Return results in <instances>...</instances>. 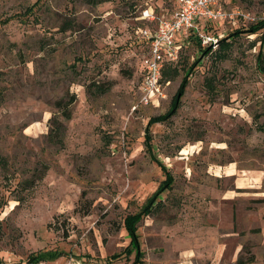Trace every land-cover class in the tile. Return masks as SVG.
Masks as SVG:
<instances>
[{"label":"rangeland","instance_id":"rangeland-1","mask_svg":"<svg viewBox=\"0 0 264 264\" xmlns=\"http://www.w3.org/2000/svg\"><path fill=\"white\" fill-rule=\"evenodd\" d=\"M220 3L204 32H241L227 57L192 37L133 112L141 17L177 0H0V264H134L124 221L166 179L152 153L174 183L138 224L143 264H264V0Z\"/></svg>","mask_w":264,"mask_h":264},{"label":"built area","instance_id":"built-area-1","mask_svg":"<svg viewBox=\"0 0 264 264\" xmlns=\"http://www.w3.org/2000/svg\"><path fill=\"white\" fill-rule=\"evenodd\" d=\"M221 1L226 0H177L178 8L169 17H158L149 10L141 19L148 26L141 30L148 44V53L141 67V83L138 88V106H158L165 99L163 89L166 65L178 62L182 51L192 37L198 38L204 48L219 46L220 38L204 32L209 23L227 19Z\"/></svg>","mask_w":264,"mask_h":264},{"label":"trees","instance_id":"trees-1","mask_svg":"<svg viewBox=\"0 0 264 264\" xmlns=\"http://www.w3.org/2000/svg\"><path fill=\"white\" fill-rule=\"evenodd\" d=\"M264 31V20L259 21L255 24H253L252 26H250V30H248V32L250 33V35H254V34H258L259 32ZM240 31L235 32L234 34H232L229 38H225L220 40L219 43V47L220 50H223L222 58H226V50H229L232 47V44L230 43L232 38H237L240 36ZM213 51L212 47H206L201 49V52L205 55H209L211 52ZM258 65L260 67V69L262 70V72L264 73V49L260 51L259 55H258ZM167 72H165L164 70V76L166 75ZM191 73V72H190ZM190 76L187 75L184 80L182 81L180 88H179V98L177 100V103L175 104V108H177L181 97H183L186 93V89L188 87V84L190 82ZM209 85V84H208ZM210 86V85H209ZM75 96L72 97V99H74ZM74 103L73 100H71L69 103H66L65 106L62 108V116L69 120L71 118V112H70V106ZM174 113V112H173ZM167 120L163 119L162 121L160 119H154L151 118L149 123H148V129H150V126H152L153 124H156L158 122H165ZM60 124V123H59ZM60 126V125H59ZM263 127H264V123H263ZM264 130V129H263ZM149 133V130H148ZM149 137V134L146 135V138ZM147 140H149L147 138ZM151 157L153 160H155L159 166L162 168V170L165 172L166 175V179L165 181L162 183V186L160 187V189H158V191L152 196V198H150L147 202V204L142 208V210L139 213L136 214H132V215H128L124 221V225H125V230L127 231V234L130 238V243L129 246L126 248L125 252H128L130 254H132V252L136 251V261L134 262V264H143L144 262V253H142L140 251V246H139V241H138V224L148 215L151 214L152 212V208L156 207L155 205H158V198H160V196L169 188L172 187L174 180L173 177L171 175V173L167 170V168L159 161L157 160V158L153 155V153L151 154ZM157 203V204H156ZM121 258V254H115L111 257L108 258V262L106 264H110L113 263L115 261H118ZM32 260V257L29 258V261ZM34 260V259H33ZM254 258H249L248 260H243L240 259L238 261V264H251L253 263Z\"/></svg>","mask_w":264,"mask_h":264},{"label":"crops","instance_id":"crops-1","mask_svg":"<svg viewBox=\"0 0 264 264\" xmlns=\"http://www.w3.org/2000/svg\"><path fill=\"white\" fill-rule=\"evenodd\" d=\"M151 13H153V14H154V12H151Z\"/></svg>","mask_w":264,"mask_h":264}]
</instances>
